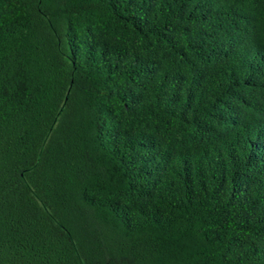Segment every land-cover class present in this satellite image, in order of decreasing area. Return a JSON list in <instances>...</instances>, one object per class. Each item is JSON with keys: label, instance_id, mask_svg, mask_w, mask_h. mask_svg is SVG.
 Masks as SVG:
<instances>
[{"label": "trees", "instance_id": "16d2710c", "mask_svg": "<svg viewBox=\"0 0 264 264\" xmlns=\"http://www.w3.org/2000/svg\"><path fill=\"white\" fill-rule=\"evenodd\" d=\"M0 264H264V0H0Z\"/></svg>", "mask_w": 264, "mask_h": 264}]
</instances>
